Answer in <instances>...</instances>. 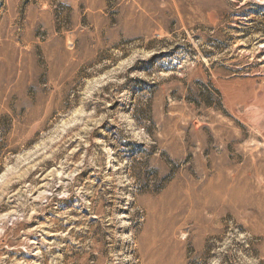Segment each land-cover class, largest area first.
<instances>
[{"label": "rangeland", "instance_id": "obj_1", "mask_svg": "<svg viewBox=\"0 0 264 264\" xmlns=\"http://www.w3.org/2000/svg\"><path fill=\"white\" fill-rule=\"evenodd\" d=\"M0 264H264V0H0Z\"/></svg>", "mask_w": 264, "mask_h": 264}]
</instances>
